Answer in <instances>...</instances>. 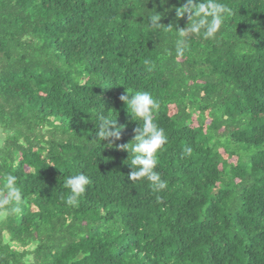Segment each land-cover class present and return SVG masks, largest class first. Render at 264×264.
<instances>
[{"label":"trees","instance_id":"1","mask_svg":"<svg viewBox=\"0 0 264 264\" xmlns=\"http://www.w3.org/2000/svg\"><path fill=\"white\" fill-rule=\"evenodd\" d=\"M185 2L0 0V179L22 194L0 208V264H264V0H220L216 38L177 56ZM139 92L167 137L159 191L118 147L139 124L120 97ZM100 115L121 128L111 146Z\"/></svg>","mask_w":264,"mask_h":264},{"label":"clouds","instance_id":"2","mask_svg":"<svg viewBox=\"0 0 264 264\" xmlns=\"http://www.w3.org/2000/svg\"><path fill=\"white\" fill-rule=\"evenodd\" d=\"M167 2V0H163ZM177 19L187 15L186 27L177 29V39L175 42V54L183 56L186 51V41L189 37H200L204 40L216 38L226 17L231 13V9L221 3L220 0H186L182 6L175 9ZM157 13V12H156ZM150 28L157 30L161 15L153 14L148 17ZM125 102L127 111L131 112V118L138 121L135 128L134 139L127 144L118 147L127 150L129 153L125 163H130L132 171L128 174V179L135 182L140 179H147L154 190L159 191L166 187V183L161 179L157 168V153L166 142L167 137L164 130L159 128L153 120V114L159 109V104L148 92H139L133 95H122L120 97ZM96 127L98 129V140H108L109 145L113 144L110 138L119 139L121 128L116 127L115 119L106 115H100ZM123 127V126H121ZM190 151V150H189ZM89 178L83 173L72 175L65 181V187L70 190L66 203L74 206L78 203V198L86 191ZM22 199L20 188L17 186V178L12 174L5 175L0 179V208L10 212H18Z\"/></svg>","mask_w":264,"mask_h":264},{"label":"rangeland","instance_id":"3","mask_svg":"<svg viewBox=\"0 0 264 264\" xmlns=\"http://www.w3.org/2000/svg\"><path fill=\"white\" fill-rule=\"evenodd\" d=\"M172 112H174V109L173 108H171V110H170V113H172Z\"/></svg>","mask_w":264,"mask_h":264}]
</instances>
